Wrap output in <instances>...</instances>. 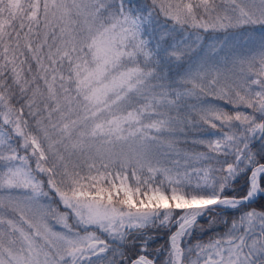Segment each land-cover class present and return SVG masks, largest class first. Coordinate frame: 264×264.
<instances>
[{"label":"snow or ice","instance_id":"obj_1","mask_svg":"<svg viewBox=\"0 0 264 264\" xmlns=\"http://www.w3.org/2000/svg\"><path fill=\"white\" fill-rule=\"evenodd\" d=\"M0 264H264V0H0Z\"/></svg>","mask_w":264,"mask_h":264}]
</instances>
